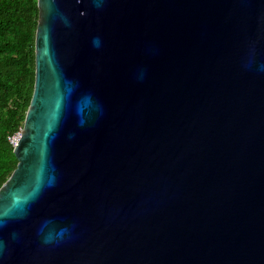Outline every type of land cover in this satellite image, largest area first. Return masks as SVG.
<instances>
[{
  "label": "water",
  "instance_id": "1",
  "mask_svg": "<svg viewBox=\"0 0 264 264\" xmlns=\"http://www.w3.org/2000/svg\"><path fill=\"white\" fill-rule=\"evenodd\" d=\"M0 264H264V0H37Z\"/></svg>",
  "mask_w": 264,
  "mask_h": 264
},
{
  "label": "trees",
  "instance_id": "2",
  "mask_svg": "<svg viewBox=\"0 0 264 264\" xmlns=\"http://www.w3.org/2000/svg\"><path fill=\"white\" fill-rule=\"evenodd\" d=\"M38 20L37 0H0V188L18 164L10 139L33 95Z\"/></svg>",
  "mask_w": 264,
  "mask_h": 264
},
{
  "label": "built area",
  "instance_id": "3",
  "mask_svg": "<svg viewBox=\"0 0 264 264\" xmlns=\"http://www.w3.org/2000/svg\"><path fill=\"white\" fill-rule=\"evenodd\" d=\"M20 134V133H19ZM19 134H17L16 136H14L13 138L10 139L11 144L14 146L17 142V139L19 137Z\"/></svg>",
  "mask_w": 264,
  "mask_h": 264
}]
</instances>
